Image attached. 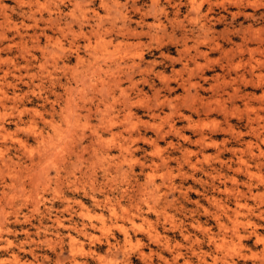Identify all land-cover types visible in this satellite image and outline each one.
I'll return each instance as SVG.
<instances>
[{"label": "rangeland", "instance_id": "1", "mask_svg": "<svg viewBox=\"0 0 264 264\" xmlns=\"http://www.w3.org/2000/svg\"><path fill=\"white\" fill-rule=\"evenodd\" d=\"M0 264H264V0H0Z\"/></svg>", "mask_w": 264, "mask_h": 264}, {"label": "bare ground", "instance_id": "2", "mask_svg": "<svg viewBox=\"0 0 264 264\" xmlns=\"http://www.w3.org/2000/svg\"><path fill=\"white\" fill-rule=\"evenodd\" d=\"M153 1H155L156 2V0H153ZM192 2H193V0H192ZM153 4H154V2H153ZM156 4V3H155ZM192 4H194V3H192ZM157 5V4H156ZM155 5V6H156ZM154 7V6H153ZM193 8H194V5H193ZM159 24V23H158ZM87 45H90V42L87 44ZM171 128V127H170ZM184 138V137H183ZM157 146V145H156ZM128 163V162H127ZM251 195V194H250ZM113 205V204H112ZM124 211V210H123ZM112 213L114 214V211H112ZM173 217V216H172ZM104 221V220H103ZM132 222V224L133 225H135V221L134 220H132L131 221ZM104 223V222H103ZM105 226V225H104ZM254 228H252V230H253ZM123 231H124V233H125V235L128 237V232H127V230H125V229H123ZM238 232V231H237ZM256 232V231H255ZM255 232H254V235H255ZM257 233V232H256ZM256 236V235H255ZM237 238V237H236ZM240 242V241H239ZM78 243V242H77ZM236 250V249H235ZM241 250V249H240ZM240 250H239V252H240ZM233 251V250H232ZM234 252V251H233ZM238 252V251H237ZM217 258V257H216ZM216 260V259H215ZM214 263V262H213Z\"/></svg>", "mask_w": 264, "mask_h": 264}]
</instances>
